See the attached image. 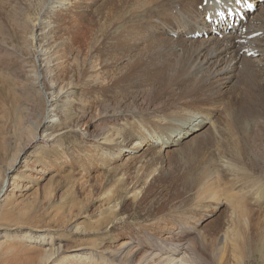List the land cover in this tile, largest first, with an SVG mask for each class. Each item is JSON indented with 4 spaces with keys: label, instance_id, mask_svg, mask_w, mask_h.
<instances>
[{
    "label": "rangeland",
    "instance_id": "1",
    "mask_svg": "<svg viewBox=\"0 0 264 264\" xmlns=\"http://www.w3.org/2000/svg\"><path fill=\"white\" fill-rule=\"evenodd\" d=\"M54 1L0 0V184L12 165L0 226L43 229L63 252L142 239L137 260L152 241L182 239L195 264H264V79L222 92L210 69H193L187 47L149 25L193 0H65L44 43L32 25ZM67 81L82 104L69 130L29 142L41 134L50 84ZM183 113L207 130L165 155V121ZM4 244L20 258L2 254L0 264L42 254L18 238Z\"/></svg>",
    "mask_w": 264,
    "mask_h": 264
},
{
    "label": "bare ground",
    "instance_id": "2",
    "mask_svg": "<svg viewBox=\"0 0 264 264\" xmlns=\"http://www.w3.org/2000/svg\"><path fill=\"white\" fill-rule=\"evenodd\" d=\"M245 1H249L254 7L252 11H247L244 8L243 4ZM64 2L65 0L51 2L43 13V18L33 23V35L42 42L46 43L48 37L47 30L49 28H55L58 25L54 24L50 26L47 20L57 15L55 12L58 8L64 6ZM193 3L196 5L195 8H192ZM236 3H240V5L237 6L241 8L244 14L243 19L237 18L235 11L231 15L227 14V16H221L220 12L222 10L226 12L227 6L233 7ZM149 4L150 3H147L146 6H151ZM161 16L162 22L158 23L155 18H150L149 25L153 23V26L163 34L162 36L167 37L169 41L177 45V49L187 47L188 50L186 51L190 52L194 63L193 69H210L209 71L212 73L211 78L213 77L218 81L219 89H221L222 92L228 93L231 87L239 91L241 84L245 87H254L255 80L264 79V0L183 1L175 3L174 7L168 10V13L162 12ZM128 42L129 39L123 46H128ZM41 61H44V57L41 58ZM178 70L180 71V75L184 73L180 68ZM169 78L149 77L150 80L156 81L160 85H164L163 82H166ZM192 78L193 77H190V79ZM180 80L185 86H189L190 88L192 86L193 89L194 82L192 83L190 80V84L186 78ZM200 83L202 84V82ZM203 83L205 84V82ZM262 83L264 84V80ZM201 84L199 86H202ZM49 87L45 103V117L39 129L41 134L38 135L39 138H37L38 136L36 135L37 137L34 136L29 142L35 139L40 141H52L56 139L61 132L69 130V118L72 117L74 110L80 108L82 105L70 82L67 81L62 83V85L58 87H54L50 84ZM195 88L197 87L195 86L193 90H195ZM157 97L158 95L156 94L151 95L149 100L152 103L151 105H154ZM74 107H76V109H74ZM79 110L81 111L82 109ZM84 110L85 109H83V111ZM77 112L75 113L77 114ZM52 114H54L57 119L55 128L51 125L52 118L51 120L48 118ZM196 119H192L191 115L188 113H183L180 117H177L176 120L168 118L165 121L168 125L163 127V130L165 128L167 129V131H165L167 135L166 139L163 138L159 145L160 151L165 152L164 154L166 155L167 151L172 148L182 144L184 145L188 142H193L204 134L207 130L206 120L197 121ZM48 127L53 129L50 130ZM136 144L135 142L134 145ZM130 147L132 146H129V148ZM15 160L16 158L13 160L12 164ZM11 167L12 165L4 172V177L0 184V200L6 181L5 175L11 171ZM12 197L13 194L11 195V198ZM44 231L45 230L40 228L32 230L20 228L18 231L12 233L7 230V228L4 230V228L0 226V255L14 251L13 247L15 246L12 247L10 246L12 244H4L8 238H18L20 241H27L29 245H32L31 247L40 249L42 252L37 262L30 259L27 261V264H195L196 262V258L193 255L190 256L191 253L189 254L184 249L182 239H177L175 245H173V242L166 243L161 239L159 241H152L150 248L145 249L142 256L134 260L133 252L134 250L138 251L142 249V239H137L132 242L124 240L117 246V250L101 248L96 244L87 245L80 243L70 246L67 251L63 252V248L60 242H58V239H55ZM132 243L133 245H131ZM17 251L18 250L12 252L13 257L9 258L18 261L20 256ZM8 262L10 261L8 260Z\"/></svg>",
    "mask_w": 264,
    "mask_h": 264
}]
</instances>
